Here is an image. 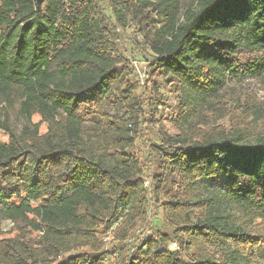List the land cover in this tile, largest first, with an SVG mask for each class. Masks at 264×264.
<instances>
[{"label": "trees", "instance_id": "trees-1", "mask_svg": "<svg viewBox=\"0 0 264 264\" xmlns=\"http://www.w3.org/2000/svg\"><path fill=\"white\" fill-rule=\"evenodd\" d=\"M178 12V0H0V109L16 87L21 113L40 119L2 127L0 264H111L99 237L110 229L113 264H264V129L246 142L255 112L219 92L225 76L264 72V0H199ZM127 17L155 55L150 75L180 92V133L157 132L162 144L150 146L151 192L134 151L155 108L119 49ZM205 178L225 193L201 195ZM149 195L171 230L127 260ZM224 201L242 215L217 208Z\"/></svg>", "mask_w": 264, "mask_h": 264}, {"label": "rangeland", "instance_id": "rangeland-1", "mask_svg": "<svg viewBox=\"0 0 264 264\" xmlns=\"http://www.w3.org/2000/svg\"><path fill=\"white\" fill-rule=\"evenodd\" d=\"M152 1L157 2L159 0ZM198 2L199 0H178L179 17L182 19L188 9H195L198 6ZM107 14L114 18V20L116 19L110 7L107 8ZM118 33L121 38L119 49L133 68V76L140 86L138 94L150 104L152 102L155 108L153 114L151 113V109L150 113L147 111L145 117L147 122L143 125L141 137L137 139L134 151L136 155L143 159L146 187L151 192L154 180L152 177L153 168L150 146H159L162 144L159 133L161 136L166 134L176 136L180 133L176 125L180 111V92L173 82L163 79L158 75H150L149 66L155 58V55L148 48L137 26L130 17H127L125 26H118ZM219 92L231 105L240 104L247 108V110L250 109L255 112V117L249 119L251 134L246 139V142L254 143L264 129V72L257 77H248L241 82H236L228 76H225L220 80ZM22 100V93L16 87L11 90L7 97L3 98L0 109V140L6 142L8 139V135L2 128L5 123L14 131L21 132L25 126H31L40 121L37 117L28 118L21 113ZM151 114L153 116L152 121ZM226 122V120L220 121L219 125H225ZM90 127L91 122L87 121L84 124V131ZM197 188L201 195H207L213 191L221 193H225L226 191L225 184L222 180L208 178L199 180ZM218 207H221L225 212L233 216L239 217L242 215V211L237 206L227 201H224L222 204H217ZM148 213L147 221L133 233L134 235L131 239V243L135 244V247H132L133 250L138 247L139 244L136 243H139L144 236L152 233L154 235L156 231L169 232L171 230L162 207L151 198V195H149ZM2 227L4 231L9 232L12 223L8 221L4 222ZM99 237L105 244L103 247L109 252L104 259L107 263L113 264L115 247L112 243L113 237L111 235V229L109 231H103ZM121 247L123 248V245ZM129 254L131 252L129 245H127L124 258L127 255L129 256ZM239 263L251 264L252 261L239 259Z\"/></svg>", "mask_w": 264, "mask_h": 264}, {"label": "built area", "instance_id": "built-area-1", "mask_svg": "<svg viewBox=\"0 0 264 264\" xmlns=\"http://www.w3.org/2000/svg\"><path fill=\"white\" fill-rule=\"evenodd\" d=\"M145 185H147L146 182H145ZM140 234H141V233H140ZM140 234H139V235H140ZM133 235H134V234L131 235V237H130V239H129V241H128V244H127V245H129V250H130V252H131L130 256L132 255V253L134 252V250L137 248V247L134 248V250L132 249V247H135V246H134L135 244H132V243H131V239L133 238ZM148 236H153V233L150 234V235H146V236H144V237L140 240L139 243H136V244H139L138 247L142 244L143 240H144L146 237H148ZM138 237H140V236H138ZM129 243H130V244H129ZM168 250H169L170 252L174 253V254H178V253L181 252V248H180L179 244H178L177 242H174V241H173V242H170V243L168 244ZM117 252L119 253L120 250H118ZM116 255H118V254H115L114 257H116ZM130 256H129V257H130ZM128 259H129V258H127V260H128Z\"/></svg>", "mask_w": 264, "mask_h": 264}]
</instances>
